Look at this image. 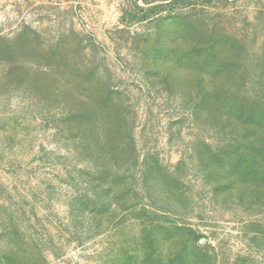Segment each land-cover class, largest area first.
Listing matches in <instances>:
<instances>
[{
  "label": "rangeland",
  "instance_id": "obj_1",
  "mask_svg": "<svg viewBox=\"0 0 264 264\" xmlns=\"http://www.w3.org/2000/svg\"><path fill=\"white\" fill-rule=\"evenodd\" d=\"M0 264H264V0H0Z\"/></svg>",
  "mask_w": 264,
  "mask_h": 264
}]
</instances>
